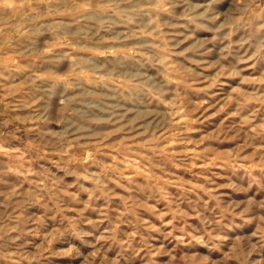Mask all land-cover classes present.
<instances>
[{"label": "rangeland", "instance_id": "obj_1", "mask_svg": "<svg viewBox=\"0 0 264 264\" xmlns=\"http://www.w3.org/2000/svg\"><path fill=\"white\" fill-rule=\"evenodd\" d=\"M0 264H264V0H0Z\"/></svg>", "mask_w": 264, "mask_h": 264}]
</instances>
